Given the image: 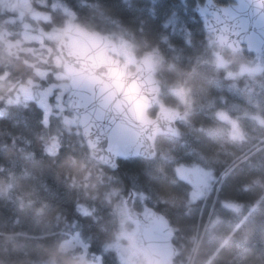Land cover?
<instances>
[{"label":"trees","instance_id":"trees-1","mask_svg":"<svg viewBox=\"0 0 264 264\" xmlns=\"http://www.w3.org/2000/svg\"><path fill=\"white\" fill-rule=\"evenodd\" d=\"M17 1L0 0V264H51L47 258L54 261L59 253L79 264L74 250L61 249L74 233L100 264H119L116 199L105 198L110 188L118 189L119 196L133 194L137 211L168 219L175 229V264H187V257L188 264H264V124L257 122H264V89L254 85L250 93L245 88L264 72L254 78L226 76L243 61L237 58L240 53L226 49L227 65L213 63L216 45L205 38L195 12L204 0H29L30 11L20 9ZM214 1L227 5L234 0ZM172 12L175 27L190 31V42L174 27L163 26ZM66 21L122 42L136 59L158 48L155 55L164 63L161 69L155 66V74L162 71L177 81L186 102L159 98L163 106L188 113L178 122L180 136L157 137L154 157L119 160L117 169H109L90 156L78 127L61 129L57 109L46 115L37 98L11 101L20 85L52 82L51 73L39 78L36 70L63 71L52 60L58 56L55 43L24 41L23 23L39 32L61 28ZM170 61L176 69H167ZM158 108L149 114L155 116ZM67 113L75 114L70 108ZM227 118L237 121L242 138L230 134ZM53 143L55 149L48 150ZM192 163L208 168L215 180L212 193L196 201L175 170ZM45 205L37 216L35 209Z\"/></svg>","mask_w":264,"mask_h":264},{"label":"water","instance_id":"water-1","mask_svg":"<svg viewBox=\"0 0 264 264\" xmlns=\"http://www.w3.org/2000/svg\"><path fill=\"white\" fill-rule=\"evenodd\" d=\"M195 12L219 48L216 66L227 65L224 49L264 53V0H234L227 5L204 0ZM63 32L55 49L68 76L70 109L78 116L77 127L90 156L112 170L119 160L154 157L157 137L177 136L183 116L170 106L160 108L155 116L149 114L161 93L153 61L144 58L131 65L132 55L114 39L71 21L64 23ZM250 71L259 74L264 67ZM131 200L130 196L129 216H146L137 240L148 251L151 264H169L175 255V229L161 214L138 212Z\"/></svg>","mask_w":264,"mask_h":264},{"label":"rangeland","instance_id":"rangeland-1","mask_svg":"<svg viewBox=\"0 0 264 264\" xmlns=\"http://www.w3.org/2000/svg\"><path fill=\"white\" fill-rule=\"evenodd\" d=\"M128 1V0H126ZM153 1V0H151ZM16 2V1H14ZM233 3V2H231ZM17 5L22 9L23 11H30L31 5L29 3V0H18ZM199 6V5H198ZM185 13V11H184ZM35 17L39 16L38 12L33 13ZM177 18L176 13L172 12L169 17H167L163 23L164 27L172 26L175 28V30L178 33H182L185 35V39L187 42H190L189 40V34L190 31L185 28L182 25L176 26ZM24 32L22 34V39L24 41H36L39 43H42L44 39L47 41H52L55 44L58 40L62 39L64 37L63 27L61 28H53L51 30H39V32H33L30 29L32 27L29 23H23ZM125 37L131 39L132 34L129 31H125L123 33ZM207 40L212 41V35L208 34L205 37ZM162 41H167L166 37H163L161 39ZM118 45L124 46L122 42L116 41ZM19 43H9V46H17ZM212 44L213 41H212ZM126 46H124L125 48ZM216 47V53L218 52V47ZM128 53L131 54L130 49L127 47L125 48ZM160 53L157 47H153L150 50H146L142 53L140 59H136L132 54V60L130 61L131 65L136 64L138 61L142 60L143 58H149L153 60L154 67H158L161 69L162 63L158 61L155 54ZM224 56V55H223ZM244 52L242 51L240 54H238L237 58H241V61L237 71H230L226 70L225 75L228 77L234 78L235 75H241V74H247L251 78H254V73L250 72L249 69L252 66L260 65L263 63L264 65V54L257 56L256 59H249L244 57ZM225 58V57H224ZM53 63L56 67H62V61L58 56H54L52 58ZM164 61V60H163ZM213 63L216 64V59H213ZM158 65V66H157ZM168 70L176 69V66L174 64V61L168 62L167 65ZM37 75L39 78H46L49 73L52 75V82L47 84L46 86H40L39 82H32L29 81L27 84L20 85L18 87V92L13 95L12 102L14 103H23L26 102L29 98H37L40 105L44 108V111L46 112V115L52 111V109H57L58 114L60 115L61 129L64 131H70L71 127H77V120L78 116L73 114L69 115L67 111L70 108V101L67 98V93L69 91V85H68V76L64 71L60 70H54V69H38L36 70ZM263 74V73H262ZM261 75V74H260ZM158 82L161 85V93L160 97L169 96L173 98L174 100L176 98H179V104L185 105L186 97L183 95V92H181L178 89V82L177 81H169L167 76L161 71L156 75ZM254 85H257L260 89H264V74L261 77V79L254 80L251 82H247L245 85V88L250 92H254ZM259 91V89L257 90ZM177 101V100H175ZM178 102V101H177ZM163 100L161 99L158 107L162 108L163 106ZM166 105V104H165ZM173 108L179 109L178 106H171L167 105ZM166 107V106H165ZM188 112H182V119L185 120L187 117ZM229 125H231L230 128V134L236 138L240 139L244 136V133H242L240 127L237 125V121L233 119H226ZM257 122L260 124H264L262 119H257ZM212 132H217L216 129H212ZM221 132V131H220ZM180 131L177 133V136H180ZM245 134L250 135L249 132H246ZM264 140V138L261 139V141ZM51 147H48V150H54L55 144H50ZM165 157V156H164ZM176 174L179 178L185 179L190 186V199L191 200H199L200 198H207L212 193V187L214 186V178L212 175V172L206 168L203 167L197 163L192 164H178L175 167ZM102 173V172H101ZM216 184V183H215ZM119 190L110 188L105 193V198L108 201H111V199L115 200V211L117 212L118 218H119V229L117 233V240L115 241L117 244V247L119 248L120 252V258L121 262L119 264H151L150 263V256L148 251L144 248L142 244H140L138 241L136 242V238L139 236V228H138V222L137 220H132L130 218L128 212H127V201H129V197L131 196L132 200L129 202V204H134V195L128 194L126 196L118 195ZM148 215V213H146ZM62 250H74L76 252V256L78 257V263L79 264H100V258L98 257H92L93 255H89L88 253V245L85 243V241L77 234L74 233L71 235L68 239H66L61 244ZM189 261V257H187V264ZM170 264H175L171 261ZM177 264H186L183 261H178Z\"/></svg>","mask_w":264,"mask_h":264},{"label":"clouds","instance_id":"clouds-1","mask_svg":"<svg viewBox=\"0 0 264 264\" xmlns=\"http://www.w3.org/2000/svg\"><path fill=\"white\" fill-rule=\"evenodd\" d=\"M2 191H4V193L6 194L7 189H3ZM45 207H46V205L42 206V207H39V208H36L35 209V214L37 216L42 215L44 213ZM21 208H23V204H21ZM47 222L51 223L52 222V218L48 217L47 218ZM47 259L51 262V264H76V262L72 259L71 255L68 254V253H59L55 257L54 261H53L52 257H48Z\"/></svg>","mask_w":264,"mask_h":264},{"label":"flooded vegetation","instance_id":"flooded-vegetation-1","mask_svg":"<svg viewBox=\"0 0 264 264\" xmlns=\"http://www.w3.org/2000/svg\"><path fill=\"white\" fill-rule=\"evenodd\" d=\"M134 220V219H133ZM135 220H137L138 222V228L141 226L142 222L144 221V216H141V217H137L135 218ZM139 230V229H138ZM137 242V241H136Z\"/></svg>","mask_w":264,"mask_h":264}]
</instances>
